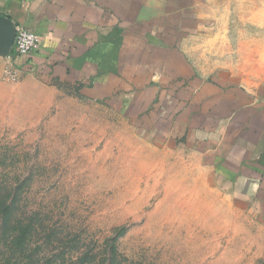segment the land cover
<instances>
[{
    "label": "rangeland",
    "instance_id": "1",
    "mask_svg": "<svg viewBox=\"0 0 264 264\" xmlns=\"http://www.w3.org/2000/svg\"><path fill=\"white\" fill-rule=\"evenodd\" d=\"M192 11L174 94L217 83L263 100L264 0ZM9 65L0 59V190L19 228L0 252L12 264H264V191H239L203 135L174 127L167 87L150 110L147 95L128 109L12 65L9 78Z\"/></svg>",
    "mask_w": 264,
    "mask_h": 264
},
{
    "label": "crops",
    "instance_id": "2",
    "mask_svg": "<svg viewBox=\"0 0 264 264\" xmlns=\"http://www.w3.org/2000/svg\"><path fill=\"white\" fill-rule=\"evenodd\" d=\"M196 1L0 0V17L38 37L30 56L9 62L0 52V59L17 71L72 83L96 101L118 96L128 109L147 95L150 110L151 95H159L163 85L171 93L174 127L203 135L210 159L239 191H264V99L217 83H204L182 98L174 94L180 16L193 14Z\"/></svg>",
    "mask_w": 264,
    "mask_h": 264
},
{
    "label": "trees",
    "instance_id": "3",
    "mask_svg": "<svg viewBox=\"0 0 264 264\" xmlns=\"http://www.w3.org/2000/svg\"><path fill=\"white\" fill-rule=\"evenodd\" d=\"M9 195L7 190H0V243L7 244L6 247H8V245L17 244V232L19 228V218L15 215L17 208L13 202L9 203L6 200ZM25 230H29L28 226L25 227ZM27 238H29L28 233ZM5 255L0 252V264H12L11 261L14 259Z\"/></svg>",
    "mask_w": 264,
    "mask_h": 264
},
{
    "label": "built area",
    "instance_id": "4",
    "mask_svg": "<svg viewBox=\"0 0 264 264\" xmlns=\"http://www.w3.org/2000/svg\"><path fill=\"white\" fill-rule=\"evenodd\" d=\"M38 42V37L21 26H15V37L6 59L11 62L16 57L30 56ZM11 65L7 66L5 74L13 78Z\"/></svg>",
    "mask_w": 264,
    "mask_h": 264
},
{
    "label": "water",
    "instance_id": "5",
    "mask_svg": "<svg viewBox=\"0 0 264 264\" xmlns=\"http://www.w3.org/2000/svg\"><path fill=\"white\" fill-rule=\"evenodd\" d=\"M15 37V25L6 18L0 17V52L6 57Z\"/></svg>",
    "mask_w": 264,
    "mask_h": 264
}]
</instances>
